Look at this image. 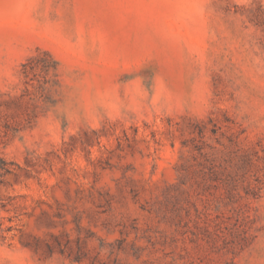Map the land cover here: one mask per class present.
<instances>
[{
	"label": "rangeland",
	"instance_id": "374dc122",
	"mask_svg": "<svg viewBox=\"0 0 264 264\" xmlns=\"http://www.w3.org/2000/svg\"><path fill=\"white\" fill-rule=\"evenodd\" d=\"M58 61L0 154V264H264V0H0V101Z\"/></svg>",
	"mask_w": 264,
	"mask_h": 264
},
{
	"label": "trees",
	"instance_id": "16d2710c",
	"mask_svg": "<svg viewBox=\"0 0 264 264\" xmlns=\"http://www.w3.org/2000/svg\"><path fill=\"white\" fill-rule=\"evenodd\" d=\"M57 65L58 61L47 50L31 56L23 64L26 87L20 96L13 99L16 107L22 111V119L12 120L13 116L4 115L1 109L3 102L0 101V144L10 129L19 130L24 121L27 124H32L37 118L39 103L42 102V96H46L48 91L47 84L53 78L51 76L57 75ZM13 165V161L7 160L4 155L0 154V183L4 182L7 174L14 171Z\"/></svg>",
	"mask_w": 264,
	"mask_h": 264
}]
</instances>
